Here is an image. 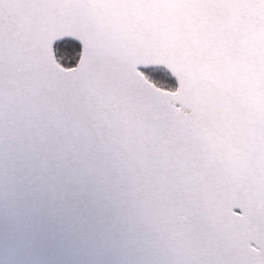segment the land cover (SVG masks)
I'll use <instances>...</instances> for the list:
<instances>
[{"label":"snow or ice","instance_id":"6c2138e0","mask_svg":"<svg viewBox=\"0 0 264 264\" xmlns=\"http://www.w3.org/2000/svg\"><path fill=\"white\" fill-rule=\"evenodd\" d=\"M0 264H264V0H0Z\"/></svg>","mask_w":264,"mask_h":264}]
</instances>
